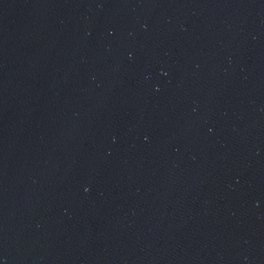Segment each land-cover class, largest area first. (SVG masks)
I'll return each instance as SVG.
<instances>
[{
    "label": "water",
    "instance_id": "1",
    "mask_svg": "<svg viewBox=\"0 0 264 264\" xmlns=\"http://www.w3.org/2000/svg\"><path fill=\"white\" fill-rule=\"evenodd\" d=\"M0 264H264V0H0Z\"/></svg>",
    "mask_w": 264,
    "mask_h": 264
}]
</instances>
